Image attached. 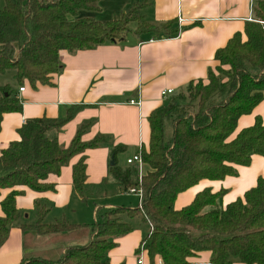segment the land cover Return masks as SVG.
<instances>
[{
	"label": "trees",
	"instance_id": "1",
	"mask_svg": "<svg viewBox=\"0 0 264 264\" xmlns=\"http://www.w3.org/2000/svg\"><path fill=\"white\" fill-rule=\"evenodd\" d=\"M96 0H3L0 7V73L14 71L18 84L28 80L48 83L50 74L59 70L60 50L93 49L120 37L124 18L98 21L79 17L80 11H92ZM144 28L134 32L154 36L177 34L174 21L150 23L139 14ZM128 22H126L127 24ZM125 26V25H124ZM124 30V29H123ZM245 39L235 33L214 58L228 70H208L206 79L191 81L182 91L153 110L147 120L148 148L141 147L142 170L134 165L121 167L116 156L125 145H113L111 137L97 134L90 141L81 135L91 122L79 126L70 144L61 146L45 133L59 130L73 117L79 106L68 109L65 118H32L18 128L19 139L0 151V190L10 191L0 201V246L11 227L26 232L60 233L73 242L87 237L84 244H68L52 252L30 253L18 264H111L107 252L114 238L132 230L120 213L132 218L140 215L150 224L136 253L147 251L150 263L159 255L164 264H184L197 252L210 251L212 264H264V177L247 189L243 197L222 205L224 190L205 188L191 203L175 209L176 196L203 179L221 180L236 173V165H248L251 156L264 154V117L257 115L251 126L236 129L237 119L251 113L263 99L264 92V0H256L253 20L244 26ZM187 94V95H186ZM21 103L14 89L0 86V128L4 113L20 111ZM107 145L111 148L108 174L124 189H141L136 207H117L103 213L95 223H42L45 209H38L33 224L19 223L15 189L25 186L34 191L55 190L49 176L58 175L71 157L87 148ZM85 156L72 167V184L85 200ZM114 216V217H113ZM52 253V254H50Z\"/></svg>",
	"mask_w": 264,
	"mask_h": 264
},
{
	"label": "crops",
	"instance_id": "2",
	"mask_svg": "<svg viewBox=\"0 0 264 264\" xmlns=\"http://www.w3.org/2000/svg\"><path fill=\"white\" fill-rule=\"evenodd\" d=\"M92 11H80L79 17H90L98 21L118 18L133 6L143 19L150 23L174 21L172 27L178 29L174 35L154 36L153 33L137 34L134 29L125 32L114 41L106 42L93 49L67 51L58 54L59 70L49 76L48 83H30L24 80L18 84L14 71L7 70L0 77V86L10 85L17 94L21 110L4 113L0 128V151L11 141L18 140V128L27 119L65 118L72 106H79L59 130L50 129L48 139L67 147L79 126L91 122L81 135L84 142L97 134L111 137L113 145H125V150L117 154L119 166H127L126 159L140 153L141 147L148 148L150 128L149 114L162 107L166 101L185 90L187 84L198 79H206L209 69L217 61L215 51L226 45L235 34L244 40V26L253 20L256 0H96ZM5 74V73H4ZM9 76V77H8ZM24 86L23 91L19 87ZM172 88L173 93L161 96L163 89ZM139 100V105L129 102ZM264 117L263 99L251 113L237 119L236 129L230 138L242 128L251 126L255 117ZM111 148L107 145L87 148L85 156L86 180L85 200L73 189L72 167L82 154H77L63 165L58 175L49 176L56 183L55 190L34 191L25 186L15 189L21 193L15 203L21 213L19 223L33 224L38 209H45L42 223L66 222L84 224V206L93 203V220L99 222L103 213L117 207V202H102L115 197V192L139 197L118 185L108 174ZM236 173L221 180L203 179L196 185L179 193L174 202L175 209H181L192 202L195 195L209 188L213 192L224 190L222 205L243 197L244 192L255 186L259 177H264V154L251 156L248 165H236ZM10 189L0 190V201ZM117 196V195H116ZM132 208V207H131ZM3 212L0 206V217ZM100 216V217H99ZM100 218V219H99ZM129 222L132 230L114 238L115 245L107 252L111 264H140L136 253L142 239L150 231V224L140 215L132 218L121 215ZM264 228V222H263ZM60 233L40 234L34 229L22 231L15 225L0 246V264H18L30 253L52 252L68 244H84L88 238L67 242ZM52 254V253H50ZM142 264H164L159 255L150 263L146 250L140 253ZM53 255V254H52ZM184 264H212L210 251L197 252L186 258ZM236 264H245L238 262Z\"/></svg>",
	"mask_w": 264,
	"mask_h": 264
},
{
	"label": "rangeland",
	"instance_id": "3",
	"mask_svg": "<svg viewBox=\"0 0 264 264\" xmlns=\"http://www.w3.org/2000/svg\"><path fill=\"white\" fill-rule=\"evenodd\" d=\"M2 5H3V0H0V7ZM139 14H140V12H139V10H138L137 7H133L126 14V16L124 18V23H123V29L124 30L122 29V32H120L119 35H123L125 32L131 30V28H133L134 30L135 29L142 30V28H144L143 23L140 22L141 18L139 16ZM126 22H128V23L126 24ZM218 66L221 67L224 70H228V68H229L228 65L220 64V62L217 61V64H215V66L211 69L216 75H218V73H219V71L217 70V67ZM4 73H0V77H5V75H9V74H7V71L4 72ZM184 92H186V91H184ZM133 165L135 166V164H133ZM138 172H139V169H138ZM137 200L138 199L135 196L126 195V194H123V195L120 196L117 192H115V197H112V198L107 199V200H102V202L103 203L104 202H108V201H110V202H117V203H115V204H117V206L132 207L133 208V207H136L137 206ZM84 212L85 213L81 217V220H83V223H90V224L91 223H94V220H93V203L92 202H89L87 206H84ZM121 215L124 218L127 216V214H125V213H120L118 217L121 218Z\"/></svg>",
	"mask_w": 264,
	"mask_h": 264
},
{
	"label": "built area",
	"instance_id": "4",
	"mask_svg": "<svg viewBox=\"0 0 264 264\" xmlns=\"http://www.w3.org/2000/svg\"><path fill=\"white\" fill-rule=\"evenodd\" d=\"M23 90H24V86L19 87V91H23ZM171 93H173V89L172 88L163 89L161 91V96L164 98V97H167ZM129 102L132 103V104H135V105H139V103H140L139 100H134V99H130ZM126 164L127 165L135 164V166L139 169V173H140L141 170H142V164H143L140 153L134 154L132 157L127 158L126 159ZM128 191L132 192V193H135L139 197V201H140V198L142 196V192H141L140 188H138V189L129 188ZM142 250H144V249H141L139 251V253H138L139 254L138 261H139L140 264H142V259L140 257V255H141L140 253H141Z\"/></svg>",
	"mask_w": 264,
	"mask_h": 264
},
{
	"label": "water",
	"instance_id": "5",
	"mask_svg": "<svg viewBox=\"0 0 264 264\" xmlns=\"http://www.w3.org/2000/svg\"><path fill=\"white\" fill-rule=\"evenodd\" d=\"M109 164H110V165H113V164H114V159H113V157L110 159Z\"/></svg>",
	"mask_w": 264,
	"mask_h": 264
}]
</instances>
